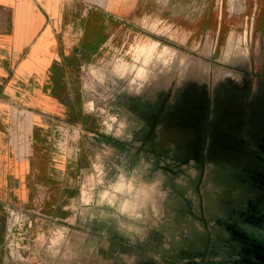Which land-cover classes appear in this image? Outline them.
<instances>
[{"label": "crops", "instance_id": "1", "mask_svg": "<svg viewBox=\"0 0 264 264\" xmlns=\"http://www.w3.org/2000/svg\"><path fill=\"white\" fill-rule=\"evenodd\" d=\"M199 1L0 0L1 264L14 226L35 218L64 224L70 257L78 228L87 264L144 254L164 200L144 148L196 139L199 113L242 109L229 88L243 82L233 67L249 63L246 50L264 66V0L250 18L245 0L217 15L212 1L203 17ZM94 65L114 68L100 80L110 106L93 93Z\"/></svg>", "mask_w": 264, "mask_h": 264}, {"label": "flooded vegetation", "instance_id": "2", "mask_svg": "<svg viewBox=\"0 0 264 264\" xmlns=\"http://www.w3.org/2000/svg\"><path fill=\"white\" fill-rule=\"evenodd\" d=\"M246 53L233 67L243 82L229 88L242 109L210 122L199 113L196 139L144 148L162 180L161 226L136 260L105 264H264V66L253 46Z\"/></svg>", "mask_w": 264, "mask_h": 264}, {"label": "rangeland", "instance_id": "3", "mask_svg": "<svg viewBox=\"0 0 264 264\" xmlns=\"http://www.w3.org/2000/svg\"><path fill=\"white\" fill-rule=\"evenodd\" d=\"M198 1V0H195ZM215 3L214 5V14H218L219 10H221L222 5L225 0H200L201 3V10L198 13L197 16L203 17L205 15L206 6H208V3L210 2ZM236 2V5H240L241 1L244 0H227ZM262 0H260L261 2ZM171 0H158V3L162 6L166 7L170 4ZM196 3V6H198V3ZM254 2L255 0H245V3L243 2L244 9L241 12V17L245 16V14L248 15L250 18L253 8H254ZM190 5H192L191 1L189 2ZM261 10V9H260ZM210 11V5H209V12ZM238 12H235L233 14L232 20L233 22H238V17L235 16ZM239 15V13H238ZM246 15V16H247ZM264 15V10H261L258 12V17L260 18ZM231 19V17L228 18V21ZM141 33V32H140ZM235 33V32H234ZM243 34H238V36H242ZM242 38V37H241ZM241 40H244L241 39ZM139 41V39H138ZM113 67L103 66V65H94L89 68L87 72L88 79L90 81H94V95L97 96V93H102L103 97L102 101H105L106 106H110L112 104V97L109 93L105 94L103 90H107L111 87L108 83H101L100 80L102 78V74L104 72L106 73L108 70L109 74L113 73ZM106 116V120L108 121ZM36 220V218H35ZM33 220L32 222L30 220L27 221H21L16 226H14L15 231L12 235V241L13 244V251L15 252L14 257L10 259L8 264H86L87 258L86 253L81 249V241H80V234L79 230H75L78 228L73 229V252L72 256L70 257L69 254L66 255V247L62 241V237L64 236V232L66 231L64 224L61 222H58L59 224L56 227V230L51 231V228L49 229L47 225L43 224L42 220ZM15 223V221L13 222ZM68 229V228H67ZM48 250L50 253L44 254L43 251ZM68 253V252H67ZM90 257V263L97 264V259ZM1 264V262H0Z\"/></svg>", "mask_w": 264, "mask_h": 264}]
</instances>
